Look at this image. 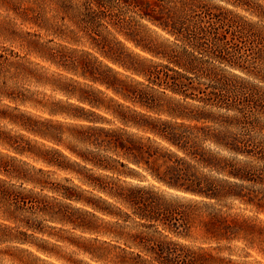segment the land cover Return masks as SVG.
<instances>
[{
  "label": "trees",
  "instance_id": "1",
  "mask_svg": "<svg viewBox=\"0 0 264 264\" xmlns=\"http://www.w3.org/2000/svg\"><path fill=\"white\" fill-rule=\"evenodd\" d=\"M0 7L25 51L0 44V120L23 131L0 126V264H55L45 222L104 236L109 264H248L231 250L264 233V0Z\"/></svg>",
  "mask_w": 264,
  "mask_h": 264
},
{
  "label": "rangeland",
  "instance_id": "2",
  "mask_svg": "<svg viewBox=\"0 0 264 264\" xmlns=\"http://www.w3.org/2000/svg\"><path fill=\"white\" fill-rule=\"evenodd\" d=\"M7 12V10L0 7V19L11 16V13ZM41 33L43 34V31ZM0 44H5L7 48H13L20 53L25 52L16 42L5 41L1 37ZM30 56L33 57L32 55ZM33 67L42 72L41 74L43 78L41 79L43 81L55 82L59 77V75H53L52 73V69H55L54 66H50V69L40 68L35 65H33ZM63 73L65 74V72ZM20 83L30 91H40L45 93L46 97H50V99L60 97L61 95L60 92L53 90V86H51V84H41L30 76L23 78ZM3 101L5 100H0V106L3 105ZM21 107L25 108L23 105H21ZM26 108L32 109L28 106ZM32 111L46 114L40 110L36 111L32 109ZM0 126L3 129L11 130V133L23 132L17 125L10 124L5 120H0ZM259 217L261 222L264 224V213H260ZM44 225L47 230L56 235L54 237H48V242L46 241V244L52 247L58 254V256L54 254L48 257V259L55 264H109L108 259L113 257L115 249L102 243V239L105 238L104 236L98 235L97 237L99 238L95 239V234L84 232L80 229H73L68 224L45 222ZM43 236L45 237L47 234H43ZM37 240L40 241L38 238ZM84 249H87V251ZM261 249H264V233L262 235V240L257 241L254 246L249 247L245 246L244 242H238L232 246L231 252L232 257L238 259L237 261L247 262L248 264H264V250ZM88 251H91L94 254H91ZM102 253H105V255L102 256L103 258H97L96 255L101 256ZM41 255L46 256L45 254Z\"/></svg>",
  "mask_w": 264,
  "mask_h": 264
}]
</instances>
